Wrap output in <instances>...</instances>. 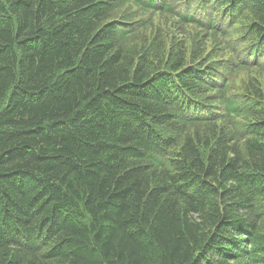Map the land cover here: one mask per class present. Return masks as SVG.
I'll return each instance as SVG.
<instances>
[{"label": "trees", "instance_id": "16d2710c", "mask_svg": "<svg viewBox=\"0 0 264 264\" xmlns=\"http://www.w3.org/2000/svg\"><path fill=\"white\" fill-rule=\"evenodd\" d=\"M199 1L220 11L210 35L252 48L239 67L261 66L264 0ZM128 7L175 15L167 0H0V264H264L258 90L246 106L203 58L128 55Z\"/></svg>", "mask_w": 264, "mask_h": 264}, {"label": "rangeland", "instance_id": "374dc122", "mask_svg": "<svg viewBox=\"0 0 264 264\" xmlns=\"http://www.w3.org/2000/svg\"><path fill=\"white\" fill-rule=\"evenodd\" d=\"M171 1V0H170ZM172 5L176 7L185 6L182 8L185 12L192 13L196 8V2L190 0H173ZM206 19H209L210 11H205ZM121 12H131L135 15L134 25L136 36L127 43V54L132 57L139 55H147L148 62L151 66L168 65L172 61L167 60L169 56L178 51L183 54L184 66L199 62V59H204V63L216 65L219 73L223 78L227 79L229 85V93L237 98L239 102L248 106L254 105L253 91L258 90V98L260 107H264V63L261 66H248L245 68L239 67L240 59L246 55L247 50H243L236 54L230 52L227 46H230L223 38L217 35L209 34V27L205 24L204 33H200L197 26H180L177 24L168 12H143L135 7L122 8ZM120 12V13H121ZM208 13V15H207ZM241 24L238 28H243ZM234 29V28H232ZM236 35L230 36V40ZM238 41V40H237ZM248 44L242 42L236 48L241 51ZM215 55V56H214ZM190 63V64H188ZM222 72L224 74H222ZM251 120V116L237 118L239 123H247ZM178 146L175 147V150ZM260 229L264 233V222H260ZM260 230V231H261Z\"/></svg>", "mask_w": 264, "mask_h": 264}]
</instances>
